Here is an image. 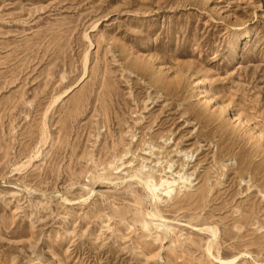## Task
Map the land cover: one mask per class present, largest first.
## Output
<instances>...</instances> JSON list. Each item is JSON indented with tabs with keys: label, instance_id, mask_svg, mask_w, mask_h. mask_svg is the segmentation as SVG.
<instances>
[{
	"label": "rangeland",
	"instance_id": "1",
	"mask_svg": "<svg viewBox=\"0 0 264 264\" xmlns=\"http://www.w3.org/2000/svg\"><path fill=\"white\" fill-rule=\"evenodd\" d=\"M0 264H264V0H0Z\"/></svg>",
	"mask_w": 264,
	"mask_h": 264
},
{
	"label": "bare ground",
	"instance_id": "2",
	"mask_svg": "<svg viewBox=\"0 0 264 264\" xmlns=\"http://www.w3.org/2000/svg\"><path fill=\"white\" fill-rule=\"evenodd\" d=\"M247 34V33H246ZM245 36V35H244ZM236 120H238V119H236ZM151 190V189H150ZM152 191V190H151ZM149 214V213H148ZM151 214V213H150ZM159 214V213H158ZM153 215H154V213H153ZM153 215H151V216H153ZM203 228V227H202ZM166 229H167V227H166ZM223 263H228V261L227 260H223Z\"/></svg>",
	"mask_w": 264,
	"mask_h": 264
}]
</instances>
